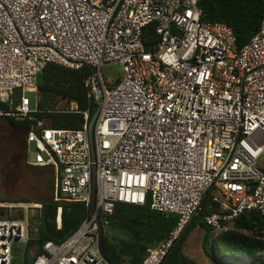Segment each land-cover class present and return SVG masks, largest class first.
Listing matches in <instances>:
<instances>
[{
  "label": "built area",
  "instance_id": "1",
  "mask_svg": "<svg viewBox=\"0 0 264 264\" xmlns=\"http://www.w3.org/2000/svg\"><path fill=\"white\" fill-rule=\"evenodd\" d=\"M203 0H0V118L23 120V93L36 92L47 64L92 73L88 108L99 109L92 145L89 109L77 130L43 121L26 137L32 167L53 171V201L89 210L63 242L46 241L31 264H107L99 253L98 219L117 204L178 217L170 237L148 248L141 264H161L205 195L218 212L205 218L212 241L235 230L242 214L264 216V15L241 48L231 27L203 22ZM264 3V0H262ZM158 41L146 50L148 27ZM118 65L105 79L101 69ZM95 186V213H90ZM37 205L0 204L28 212ZM61 208H57L60 227ZM0 218V264H12L13 245L28 242L29 221Z\"/></svg>",
  "mask_w": 264,
  "mask_h": 264
},
{
  "label": "trees",
  "instance_id": "2",
  "mask_svg": "<svg viewBox=\"0 0 264 264\" xmlns=\"http://www.w3.org/2000/svg\"><path fill=\"white\" fill-rule=\"evenodd\" d=\"M200 8L203 22H220L231 27L239 48L258 31L264 15L262 0H203ZM142 40L146 50H151L157 43L158 38L152 26L143 31ZM91 73V68L86 66L71 70L49 63L37 78V112L23 120L0 118V129L6 128L7 141L10 142L9 150L0 153V178H3L4 185L13 182L20 190L24 189L29 186V169H49L32 167L27 163L26 137L33 125L43 121L46 127L53 129L81 128L82 115L61 112L57 103H76L80 111L89 109V120L91 119L97 107L88 108L84 87V81ZM3 182L0 181V193L4 188ZM46 183L45 190L49 194L38 195L37 200L29 196L10 198L6 193L5 197H0V204L40 206L27 212L28 242L21 261L16 260V252H13L12 264H31L43 243L63 242L89 216V210L82 203L54 202L52 175L48 176ZM208 195L209 193L203 198L199 211L185 226L163 264H195L184 256L183 248L187 237L196 228L203 231V248L214 264H220L224 258L233 259L235 264H264V258H258L264 253V216L255 212L244 213L235 220V230L222 232L212 241L211 228L205 223V218L219 209ZM58 207L61 208L59 228L56 224ZM23 213L20 210L17 215H9L8 218L23 219ZM98 220L103 228L106 254L114 264H141L146 249L157 247L167 240L178 223L177 216L166 217L153 211L149 201L143 206L117 204L110 218ZM210 249L211 254L208 252Z\"/></svg>",
  "mask_w": 264,
  "mask_h": 264
},
{
  "label": "rangeland",
  "instance_id": "3",
  "mask_svg": "<svg viewBox=\"0 0 264 264\" xmlns=\"http://www.w3.org/2000/svg\"><path fill=\"white\" fill-rule=\"evenodd\" d=\"M102 76L105 79H111L114 80L121 74V68L118 65H106L102 67L101 69ZM24 97H26L29 100V108L31 110L36 109L37 101H38V95L36 92H27L25 91L23 93ZM66 106L65 102L61 101L60 103H57V107L64 108ZM9 140L7 141V132L6 128L0 129V153L5 152V150H9ZM27 151V157L30 160H33L35 149L33 144H29ZM11 148V146H10ZM29 178V186H26L24 189H19L18 186L14 185L12 182L8 185H4L3 178H0V181L3 182L4 190L1 189L0 197H5V193L10 198H22V197H31L33 200H37L38 195H47L49 192L45 190L46 182L49 175H52V180L54 177L53 171L49 168L47 170H38V169H29L28 170ZM16 211H18L16 209ZM24 213L27 214L26 211ZM23 213V214H24ZM25 214V215H26ZM27 216V215H26ZM203 231L199 228L194 229L189 236L187 237V241L183 248L184 256L189 260L194 262L195 264H214V262L209 258L208 254L205 252L203 248ZM25 249V246L20 243H15L13 245V252H16V260L21 261L23 251ZM208 252L211 254V249L208 250ZM259 259L264 258V253L260 254ZM236 262L233 259L230 258H224L220 264H235Z\"/></svg>",
  "mask_w": 264,
  "mask_h": 264
},
{
  "label": "water",
  "instance_id": "4",
  "mask_svg": "<svg viewBox=\"0 0 264 264\" xmlns=\"http://www.w3.org/2000/svg\"><path fill=\"white\" fill-rule=\"evenodd\" d=\"M98 112H99V109L97 108L96 111L93 113V115H92V117H91V119L89 120V123H88V136H89V140H90L91 145H92V139H93L94 125H95V121H96ZM94 200H95V186H93L92 201H91V205H90V213L91 214L95 213ZM97 226H98V247H99L100 256L102 257V259L107 264H114L108 258L107 254H106V251H105V247H104V244H103V228H102V226H101V224L99 222L97 223ZM182 231L179 233L178 237L180 236ZM178 237H177V239H178ZM176 240L174 241L173 245L175 244ZM164 260H165V258H164ZM164 260L162 261L161 264H163Z\"/></svg>",
  "mask_w": 264,
  "mask_h": 264
},
{
  "label": "crops",
  "instance_id": "5",
  "mask_svg": "<svg viewBox=\"0 0 264 264\" xmlns=\"http://www.w3.org/2000/svg\"><path fill=\"white\" fill-rule=\"evenodd\" d=\"M18 213H19V210L18 211H15V210H4L3 212L1 211L0 218L6 216L8 214H10V215H17Z\"/></svg>",
  "mask_w": 264,
  "mask_h": 264
}]
</instances>
